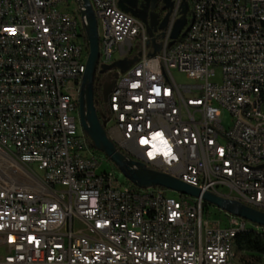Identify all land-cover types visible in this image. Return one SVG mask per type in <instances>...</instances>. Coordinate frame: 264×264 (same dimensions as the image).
<instances>
[{
    "label": "built area",
    "instance_id": "2783aa9c",
    "mask_svg": "<svg viewBox=\"0 0 264 264\" xmlns=\"http://www.w3.org/2000/svg\"><path fill=\"white\" fill-rule=\"evenodd\" d=\"M65 1L0 0V264H240L245 221L210 222L201 196L96 172L78 123L85 31ZM118 2L89 0L98 71L115 53L139 55L123 73L105 72L117 74L109 137L200 195L264 212V0H173L153 56L146 27Z\"/></svg>",
    "mask_w": 264,
    "mask_h": 264
},
{
    "label": "water",
    "instance_id": "95a60500",
    "mask_svg": "<svg viewBox=\"0 0 264 264\" xmlns=\"http://www.w3.org/2000/svg\"><path fill=\"white\" fill-rule=\"evenodd\" d=\"M74 1L81 16L88 46L85 72L82 75L77 96L78 123L81 132L89 140L90 147L102 154L130 184L137 188L149 189L160 187L192 198H198L201 196L202 200L207 205L214 206L219 210L245 222H249L252 225L264 228V212L243 205L240 202L223 199L210 193L200 195L198 189L177 179L171 178L168 175L149 170L144 164L133 160L131 157L124 155L117 149L116 144L105 130L107 119L102 112L97 111L95 108L94 78L96 75L105 74V72L109 70H119L123 73L138 60L137 57L139 55L132 59L118 60L116 61L118 63L117 66H113L112 64L107 67H102L98 71L97 66L100 57L99 37L97 22L93 10L89 0ZM118 6L122 11L129 13V9L124 6V0H119ZM171 7L172 3L169 6V10ZM181 13L183 16L175 26L171 36L172 40L178 38L180 31L185 26L184 15L186 13V5H183ZM131 15L145 24L146 32L150 38V43L154 51L149 56H153L159 51V47L155 44L153 34L157 29H163L166 26L168 14L160 24H157L154 20L147 23L138 15L134 13ZM113 76L116 79L117 74L114 73ZM113 85L114 83L112 85H105L104 94L109 95Z\"/></svg>",
    "mask_w": 264,
    "mask_h": 264
},
{
    "label": "flooded vegetation",
    "instance_id": "af4514ba",
    "mask_svg": "<svg viewBox=\"0 0 264 264\" xmlns=\"http://www.w3.org/2000/svg\"><path fill=\"white\" fill-rule=\"evenodd\" d=\"M172 1L173 0H124V6L129 9L128 14L131 15L134 13L147 23L154 20L159 24L160 20L168 14L169 6ZM98 79L100 81V87L97 88L98 91L97 98L95 99V108L97 111L102 112L107 119L105 112L109 95L104 94L105 85H112L115 82V78L113 74H99Z\"/></svg>",
    "mask_w": 264,
    "mask_h": 264
},
{
    "label": "trees",
    "instance_id": "16d2710c",
    "mask_svg": "<svg viewBox=\"0 0 264 264\" xmlns=\"http://www.w3.org/2000/svg\"><path fill=\"white\" fill-rule=\"evenodd\" d=\"M84 43L88 51L86 37H84ZM98 87H100V81L98 79V75H96V77L94 78V99L97 98ZM87 141L89 143L88 139ZM117 149L124 155L130 157L126 152H124L118 146ZM91 150L97 156L100 155L99 152L93 150L92 148ZM112 167L116 169L113 165ZM127 183L130 184L129 182ZM208 207L209 205L205 204L204 210L206 211ZM253 226L254 229H249L246 233L241 234L235 238V245L237 248V252L239 254L240 264H264V228L258 227L256 225Z\"/></svg>",
    "mask_w": 264,
    "mask_h": 264
},
{
    "label": "rangeland",
    "instance_id": "374dc122",
    "mask_svg": "<svg viewBox=\"0 0 264 264\" xmlns=\"http://www.w3.org/2000/svg\"><path fill=\"white\" fill-rule=\"evenodd\" d=\"M64 5L67 9H70V10L75 8L74 0H66L64 2ZM166 16L167 15H165L163 17V19L166 18ZM99 32H100V30H99ZM155 37H156L157 42L160 43L161 42L160 36L158 34H156ZM134 53H137V49L134 50ZM118 58H119L118 53H115L114 54V60L115 61H113V66L118 65V63L116 62V61H118L117 60ZM172 75H173V78L177 84H186V83L190 82V80L184 74L178 73L177 71H172ZM69 85H70V87L74 86L73 83H70ZM223 117H224L223 125L225 127H228L230 124V120H231L230 116L228 113H224ZM113 124H114L113 121H109V123L107 124V127H106L107 130L112 128ZM99 163H100V165L96 170L97 173H101L103 171L112 172V173H114V175H115L116 179L119 181V183H126L127 182V180L120 174V172L117 169H114L112 167V164L109 163L107 161V159H105V157L102 154L99 155ZM165 191H166V194L169 196H177V193H175L173 191H169V190H165ZM208 209H209L208 210V216H205V218L207 217V219L210 222H215V221L221 220V223L223 224L224 221H226V222L228 221L226 216H225V212L219 210L218 208H216L214 206H209ZM246 226L248 229H254V226L252 224H250L249 222H246Z\"/></svg>",
    "mask_w": 264,
    "mask_h": 264
}]
</instances>
